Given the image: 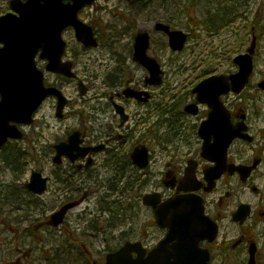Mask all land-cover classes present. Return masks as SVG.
Returning a JSON list of instances; mask_svg holds the SVG:
<instances>
[{
	"label": "flooded vegetation",
	"instance_id": "obj_1",
	"mask_svg": "<svg viewBox=\"0 0 264 264\" xmlns=\"http://www.w3.org/2000/svg\"><path fill=\"white\" fill-rule=\"evenodd\" d=\"M3 1L6 5L0 10V17L14 12L19 15L12 10L13 0ZM28 1L20 0V4L25 5ZM47 1L40 0V3L45 4ZM80 1L84 0L78 2ZM107 1L109 0H95L92 5L83 6L76 13V1L63 0L62 9H59L57 14L53 12L54 20L55 17L61 19L62 14L68 19L74 15V19L85 23L96 34L99 46L89 49L76 40V31L72 25L63 31L68 44L67 60L72 61V65L80 70L76 72L77 76L79 81L85 82L88 90L98 87L90 83L95 82L98 75L91 72L95 58L83 55L94 49L107 50L113 54L117 52L119 59L130 67L133 76L128 74L126 77H120L116 67L106 70L110 74L109 81L105 83L109 86V91L96 92L89 100L84 96L78 105L81 110L71 115L77 124L73 132H80L82 148L96 150L79 156L75 163L66 156L56 163V146L53 147L50 159L54 167L49 177L53 183H57L59 189H55L54 194L39 198L42 200L49 196L54 198V212L70 203H75V207L67 213L64 222L54 229L50 226V216H46L43 204L39 205L40 215H44L40 226L58 232L57 247H60L59 252L63 256L55 262L49 255L45 256L44 264H106L104 263L106 256L114 254L128 242L138 249L132 251L131 257L136 259L141 256L142 260H147L152 254L150 264H248L250 244L254 243L258 246L259 264L264 252V242L262 245L258 242L259 237H264V95H260L264 88L261 89L255 79L257 73L246 89L247 93H242L235 102L223 99L231 113L230 126L232 124L235 127L240 126L246 139L243 137L231 143L224 155L225 159H219L225 163L228 171L218 180L212 181L207 174L211 168L218 165L216 151L207 157L204 148L206 140L199 133L201 125L208 119L210 111L208 106L197 108L195 116L192 115L194 120L190 123L187 121L184 123L182 119L176 127L170 126V135L159 138V141L150 133L153 129V119H158L159 115L167 112L163 103L165 94L162 88L146 84L149 73L134 60L136 37L143 32L147 33L150 39L148 55L159 61L162 67L171 60L166 56L168 52L177 54L169 49L167 33L158 31L154 26L152 16L156 14L155 0H142L136 3L118 0L113 7ZM166 1L159 5L166 6ZM231 1L234 7L239 8L240 14L236 11L234 15L238 20L247 22L252 13L251 0H223L222 7L230 6L231 9L229 14L226 9H222V14L226 15L225 22L219 25L222 26V42L229 39V35L235 36ZM260 1L263 9L264 0ZM161 10L166 11L163 8ZM33 14L34 11L26 8L27 18ZM49 14L47 12V16ZM141 14L147 20L140 17ZM125 16L136 19L121 32L114 33L112 20H119L120 24ZM212 22L214 21L211 15H207L205 24L212 26ZM202 23L199 24V30L192 32L186 29L189 42L198 38L200 34L212 40L220 36V32L210 31L203 21ZM164 24L175 28L173 25ZM249 28V34L244 33L245 39L247 35L250 38L256 35V27L251 25ZM262 35L264 33L261 32L259 36L257 35L258 45L262 43ZM126 38L130 41L119 43ZM122 49L125 54L120 52ZM118 57L114 55L116 66L120 64L117 61ZM107 65L108 63L105 64L106 68ZM38 66L45 69L46 62L39 59ZM168 69L167 74L173 75L176 79L175 95L179 96L181 102L185 100L184 103L177 102L173 110L182 118L190 116L185 109L188 103H196V95L192 91L202 80H194L192 77L196 73L204 72L216 75L223 70L220 67L208 71L200 68L183 69L178 72L171 67ZM139 70L141 75H138ZM118 78H121L122 83L117 82ZM260 79V82L264 81V73H261ZM128 86L138 91L149 92V100L143 102L136 95L127 96L128 92L123 90ZM118 105L123 107V116L117 112ZM66 115L70 117L69 114ZM72 133L67 132L65 140ZM215 140L216 137L211 135L212 145L216 144ZM136 150L143 152L141 160L135 156ZM143 150L148 152L147 164L141 168L139 161L144 159ZM236 166L247 168V180H243L239 172H229L230 168ZM106 177L110 178L105 179ZM91 185L98 186L97 192L90 190ZM106 188L108 189L105 190ZM104 190L105 194L102 195ZM98 194L100 199L95 201L94 196ZM147 195L155 197L154 203L160 209H163L169 200L192 196L194 205L189 204L184 211L187 215L209 218L212 226L214 224L218 226L217 237L211 242L208 235L201 232L203 226L194 222L193 225H180L178 228L182 230L168 238L170 228L159 225L155 208L143 205V199ZM5 201L3 206L6 208L0 207V225L7 226L14 234L15 228L10 224V221L16 220L13 204ZM245 204L250 206L251 214L243 224H240L234 220V215L240 206ZM200 206L204 208V212H199ZM17 211L20 212L19 216L22 219L26 217L25 205L23 208H17ZM174 211L179 212L180 209H169V213ZM190 226L197 229L194 235L191 230L184 229ZM102 234L103 237L100 239ZM97 238L104 244L102 249H96ZM1 242L9 246L10 263L4 264H33L31 250H23V246L17 245L19 244L17 236L13 240L4 238ZM46 243L49 245L52 243L47 236L44 239V244ZM207 257L209 261L204 263Z\"/></svg>",
	"mask_w": 264,
	"mask_h": 264
},
{
	"label": "rangeland",
	"instance_id": "obj_2",
	"mask_svg": "<svg viewBox=\"0 0 264 264\" xmlns=\"http://www.w3.org/2000/svg\"><path fill=\"white\" fill-rule=\"evenodd\" d=\"M252 1V12L253 15L251 17V15L248 18V22H250V20L256 18L257 15L260 16V22L261 23V27L259 28V32L264 33V13L261 14L259 12L260 10V4L261 1L260 0H251ZM118 0H110L109 4L113 7L114 4H117ZM203 8V7H202ZM201 8V11H202ZM201 11L197 12V9H193L192 10V15H194L198 20L201 18ZM160 20V19H159ZM202 20V19H200ZM117 20H112V22H115ZM183 22H179L180 24L176 25V27H179L180 29H186V23L187 21H189V19L185 16L181 17V20ZM119 23V21H117ZM119 25V24H118ZM116 25V26H118ZM241 25V24H240ZM243 35V33H242ZM242 38V37H241ZM222 38H216L215 41L212 40H208L209 46L210 47H214L215 49L219 46V45H223V44H227L229 42H234L235 44H240L241 39L239 40L238 37H230V39L226 40L225 43H220ZM129 40V38L123 39V42H119V43H127ZM262 43H261V48H260V54L257 56L258 57V67L259 68V72L262 70L264 72V35H262ZM193 45V41L190 42L189 48L192 47ZM236 46V45H235ZM237 48V46H236ZM219 49V47H218ZM190 51V50H189ZM123 52V54H125V51H123V49L120 51ZM220 52V50H219ZM209 51H206L204 53L208 54ZM83 56H90L95 58L94 59V63L91 66V72L93 74H97L100 75L101 78H97V80L94 81H90V83H92V85L98 86L95 89H92V93L91 94H95L96 92H106V90H109V86L105 85L104 83H102L103 79H105L106 77V70L112 69L114 67H116V63H115V58H114V54L105 50V51H101V50H94V51H89L88 54H85ZM83 56L81 57V59L83 58ZM167 58L171 59L168 60V62L165 64V67L167 70L168 67L167 65L169 64V66L172 64L171 62H174V66L173 68H178L180 67V65L184 62L183 59H187V55L186 53L183 55V58L179 57L178 55H172L171 53L168 52L166 54ZM117 57V56H116ZM222 58V57H221ZM113 59V60H112ZM84 62V61H83ZM83 62H81V65L83 64ZM108 63L107 68L105 67V64ZM221 63L224 66L225 71L228 73L229 70L232 69V62L229 61V59H221ZM130 65L132 67H134L131 63ZM130 69V67H129ZM138 75H141V70H139ZM131 76V69H130V73ZM51 80L56 81L60 86L63 83L64 84V91L65 93L70 97V98H75L76 96L79 95L78 89L75 85L74 82H69V81H64L60 79H58L57 77L51 76ZM176 84V79L174 78V76L172 75V77H168L165 82H164V89H170L173 90V86ZM160 90H158V92H160ZM90 94V95H91ZM76 106V105H74ZM38 120L40 122V124L38 125L37 129H32L31 132H29L28 137L26 139V141L23 142L22 144V149L26 151L25 154L22 155V159L21 162L25 161V165L22 166V172L21 174H18L17 176H13L11 170L8 173L7 176L3 175L0 173V195H3L4 193H8L7 192V186L14 183L15 181L17 182L18 186L22 189V186H24V184L30 179V175L32 170H42L44 172H46L47 174H49L51 172V167L48 166L49 163L51 162V160L45 159V155L43 153H47L49 152V148L51 146H53L54 142L60 141L61 139H63L65 137V133L68 132V128L70 125H72L70 127V129L74 128L77 124L76 121L75 123L72 122V120H67L63 123H61L60 121H57L56 117H55V110L53 107V103H49L47 104L42 111L40 112V114L38 115ZM40 152V155H42V163L41 165L38 166V153ZM50 157V155H48ZM0 164H2V162L0 161ZM4 170L7 171V167L3 166ZM111 176V175H110ZM110 177H106L105 179H109ZM56 190H58V186L57 183L55 182L52 186V192H54ZM98 186H93L91 185L90 190L93 192H97L98 190ZM108 188H106L105 190H107ZM105 190L101 193L102 195L105 194ZM101 195V196H102ZM117 195V194H116ZM95 201L100 199L99 194L95 195ZM118 196H116L117 198ZM47 200L46 202V210L47 213H49V211L54 207L55 202H53L54 199H50V197L45 198ZM3 197H0V203L1 205H5ZM94 205H96V203H94ZM3 208H6L5 206H3ZM13 208V207H12ZM14 214L20 215L17 212H15ZM22 214V213H21ZM30 215V213L28 214ZM31 216L33 218H36L37 221H34L35 223L33 224V222H31L30 220L28 221H24L23 223H19V222H11L10 224L15 228V232L13 234V232H11L9 230V228L7 226L4 227V225H0V239H4L6 240V238H8L9 240H13L16 236L19 239V245L20 247L24 249H26L27 251L31 250V259L33 257H35V260L37 257H39L41 259L42 255L40 252H42V250L46 249L47 246L44 244V235L46 234V232H43L44 229L43 227L40 226V223L42 222L41 218L43 216H41L40 214H38V211H34V213L31 214ZM14 217V216H13ZM9 222V220H8ZM10 231V232H9ZM9 232V234H8ZM16 234V236H15ZM43 239V241H42ZM18 246V247H19ZM98 247H101L100 245H98ZM9 246H7L5 243L1 242L0 240V256H4V258H7V260H9L8 258L10 257L8 255L9 253ZM0 261L1 257H0Z\"/></svg>",
	"mask_w": 264,
	"mask_h": 264
},
{
	"label": "water",
	"instance_id": "obj_3",
	"mask_svg": "<svg viewBox=\"0 0 264 264\" xmlns=\"http://www.w3.org/2000/svg\"><path fill=\"white\" fill-rule=\"evenodd\" d=\"M12 38L13 35H11V38L6 43V48L0 52L6 56L0 60V94L2 95V102L0 103V147L9 139V137L17 139L22 137V133L18 131L17 127L10 126L9 122L13 121L30 124L32 113L35 112L34 110L38 108L41 101L43 100V97L45 96V90L42 88L43 80L40 74L38 75L35 71H33V74L28 76V81H26V83H24L22 75L18 74L17 77L15 76L13 63L9 60L8 55L11 54L13 48L16 47L17 44L19 47L24 48L27 45L29 39L27 38V33H25L17 41L12 40ZM170 38L171 46L174 49H181L183 43L186 40V37H181L180 33L178 32H171ZM254 48L255 46L252 44L249 52L253 53ZM136 51V60L142 62V64L152 72V79L150 78V83L159 84L161 80V72L159 71V66L156 64V61L146 57L147 50L146 47L142 46V44L138 45ZM5 59L8 60L2 61ZM52 60L54 59L52 58ZM236 62L241 68L238 74L228 77L220 76L217 78L214 77L207 79L198 87V92H203L206 94L208 92L209 100H211L210 96L214 95L219 86L221 87L219 88V91L221 92L228 91L231 86L234 91L240 92L241 87H243V85L246 83L247 78L252 72V57H250V54L243 55L240 56ZM55 70L58 71L57 69ZM230 80L232 81V84H230ZM25 84H30L29 89L27 86L26 88L24 87ZM224 84L228 85L227 90ZM59 150L61 151L63 149ZM65 152H67V150L61 151V153L64 154ZM32 177V182L31 184L27 185V188L37 193L44 192L46 179L42 180V177L38 173H34ZM66 210L67 209L53 217L56 226L60 222L59 220L63 214H65ZM251 257L252 259L250 264H254L255 259L253 254ZM120 261L124 262L123 260Z\"/></svg>",
	"mask_w": 264,
	"mask_h": 264
}]
</instances>
